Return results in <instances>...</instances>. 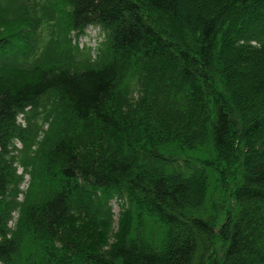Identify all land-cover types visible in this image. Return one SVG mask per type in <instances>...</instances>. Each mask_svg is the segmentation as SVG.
<instances>
[{
  "label": "trees",
  "instance_id": "trees-1",
  "mask_svg": "<svg viewBox=\"0 0 264 264\" xmlns=\"http://www.w3.org/2000/svg\"><path fill=\"white\" fill-rule=\"evenodd\" d=\"M0 264H264V0H0Z\"/></svg>",
  "mask_w": 264,
  "mask_h": 264
},
{
  "label": "rangeland",
  "instance_id": "rangeland-1",
  "mask_svg": "<svg viewBox=\"0 0 264 264\" xmlns=\"http://www.w3.org/2000/svg\"><path fill=\"white\" fill-rule=\"evenodd\" d=\"M87 32H88V36L84 37L81 40V43H85V44H87L89 46H92V47H97L99 42L103 39V37L100 35L99 28L90 26L88 28ZM27 183H28V176L26 177V182L23 184L22 187L26 188L27 187ZM112 204H113V208H114V213L116 214L115 217H116V219H118V214H119V211H120V204L116 200H114L112 202Z\"/></svg>",
  "mask_w": 264,
  "mask_h": 264
}]
</instances>
